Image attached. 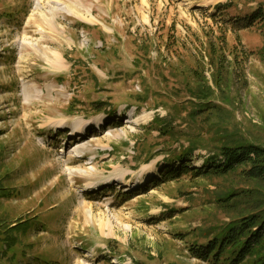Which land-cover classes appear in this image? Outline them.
<instances>
[{
  "label": "rangeland",
  "instance_id": "rangeland-1",
  "mask_svg": "<svg viewBox=\"0 0 264 264\" xmlns=\"http://www.w3.org/2000/svg\"><path fill=\"white\" fill-rule=\"evenodd\" d=\"M259 7L0 0V226L37 224L12 264H213L189 246L231 219L214 196L263 184L161 173L191 145L192 166L233 140L264 145V23L238 20ZM205 92L214 106L190 114Z\"/></svg>",
  "mask_w": 264,
  "mask_h": 264
},
{
  "label": "trees",
  "instance_id": "trees-1",
  "mask_svg": "<svg viewBox=\"0 0 264 264\" xmlns=\"http://www.w3.org/2000/svg\"><path fill=\"white\" fill-rule=\"evenodd\" d=\"M229 6V3H218L215 7L221 9ZM258 19L264 23L262 7L248 13L244 18H239L238 20H243L239 27L249 28ZM209 95L205 92L203 96L207 99L200 97L195 101L196 106L190 114L195 115L212 108L214 105L209 103L211 102L208 99ZM96 104H98L97 111L103 110L104 103ZM153 124L158 125L159 131L164 132L168 126V116L157 114ZM194 150L195 146L191 145L176 155L172 161L179 165L165 167L161 173L163 179H176L183 173H191L194 177H223L236 173L243 180L259 181L264 186V145L233 140L231 143L219 145L216 152L202 155L199 166L190 164ZM0 190L6 189L0 184ZM0 195L8 196L9 193L3 192ZM214 202L219 208L230 211L231 219L203 231L204 242L192 243L189 246L190 253L198 259L213 264H264V188H226L214 196ZM16 223L12 227L0 226V255L5 256L3 264H12L11 261L16 258L17 235L26 234L27 230L37 226L30 219L18 220ZM24 249L22 247L20 249L22 255ZM34 261L37 264L48 263L47 259L39 256H35ZM32 262L28 261L26 264Z\"/></svg>",
  "mask_w": 264,
  "mask_h": 264
},
{
  "label": "bare ground",
  "instance_id": "bare-ground-1",
  "mask_svg": "<svg viewBox=\"0 0 264 264\" xmlns=\"http://www.w3.org/2000/svg\"><path fill=\"white\" fill-rule=\"evenodd\" d=\"M96 123H97V124L100 123V118H98V120L96 121ZM55 127H59V124H55ZM73 129H74V131H72V132H73V135L75 136V138H77L78 136L82 135V131H84V127H82V126H78V127L75 126ZM84 137H85V136H84ZM72 153H78V149L75 148V149L72 151ZM147 175H150V173H147ZM122 185H123V186H126L127 183L122 184ZM84 186H85V187H89V186H91V183H86Z\"/></svg>",
  "mask_w": 264,
  "mask_h": 264
}]
</instances>
